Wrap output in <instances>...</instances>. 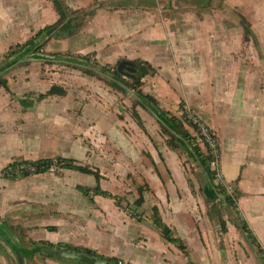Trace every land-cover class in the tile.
<instances>
[{"label":"crops","instance_id":"obj_1","mask_svg":"<svg viewBox=\"0 0 264 264\" xmlns=\"http://www.w3.org/2000/svg\"><path fill=\"white\" fill-rule=\"evenodd\" d=\"M63 1L74 11L73 24L79 26L73 34L65 32L64 36L49 38L48 49L76 56L89 55L103 65L124 61L134 65L143 61L150 65L154 71L142 78L143 92L152 95L161 108L175 111L172 106L178 104L182 111L183 105L216 132L223 181L235 185L236 210L264 249V0ZM59 20L60 14L52 0H0V53L25 43L39 30ZM245 26L250 29L248 35ZM84 80L85 83L94 81L86 77ZM98 108L100 112L107 111L103 105ZM106 113L95 121L98 119L104 127L101 131L113 139L115 161L121 165V171L147 170L148 163L139 158L145 151L156 162L159 153L152 141L154 136L140 133L128 118L118 120ZM90 119L91 112L86 120ZM127 122L129 132L122 125H128ZM160 152L166 160L164 169L168 167L172 177L183 180L176 179L178 185L171 181L167 191L160 176L151 173L154 193L145 194L144 208L151 209L150 202L156 204L164 223L172 230L176 228L172 221L179 223L182 230L174 229V236L188 244L195 255L202 248L196 244L191 230V215L198 209L197 198L201 195L192 192L186 169L175 164L178 151L164 145ZM12 156L15 157L0 143V175ZM139 178H142L140 174ZM8 180L0 176V186ZM103 198L96 199L95 209L101 213L98 225H91L87 220L76 228L81 230L84 240L71 235L73 224L61 209L41 222L30 238L81 245L105 256L123 258L128 264L187 263L185 252L167 241L161 229L148 221L135 223L133 220L128 222L131 228L125 227L121 211L118 217H114L116 213L112 215L110 226L114 227V236L108 238V223L102 213L106 207L100 204ZM181 214L188 226L177 219ZM44 232L50 239L42 237ZM90 234L97 241L86 240ZM12 237L9 230L0 233L1 246L9 245ZM110 240L113 243L109 244ZM19 249L27 256L26 246ZM4 253L0 251V264H10ZM41 255L36 252L35 258ZM45 260L50 264H64L60 263L61 258L48 256ZM196 260L201 264V260Z\"/></svg>","mask_w":264,"mask_h":264},{"label":"rangeland","instance_id":"obj_2","mask_svg":"<svg viewBox=\"0 0 264 264\" xmlns=\"http://www.w3.org/2000/svg\"><path fill=\"white\" fill-rule=\"evenodd\" d=\"M49 41L47 39L44 42L39 54H34L32 51L24 52L22 57H18L8 69L2 66L14 59L5 58L10 49L0 53V143L11 155H15L12 156L10 163L63 157L73 158L81 165L98 169L101 173V187L113 195L112 198L104 197L100 202L106 207L102 213L106 215L108 223V238L113 239L114 227L110 226V223L114 217L119 216L120 211L123 213L124 226L130 228L131 224L128 222L132 220L135 223L145 221L153 223V218L156 216L162 219L156 204L150 202L151 209L144 208L145 194L154 193L151 188V173L160 176L165 186L164 190L172 185L171 181L178 185L176 179L180 182L183 180L179 176L172 177L168 167L164 169L166 160L160 150L164 145L169 146L168 142L171 141L174 147H169L177 150L179 155V157L174 156L175 164L186 169V178L192 192L196 195L199 192L201 195L199 200L197 198L198 209L194 215H191V230H194L196 244L202 250L194 255L189 245L184 242L187 247L184 254L187 257L186 264H198L196 258L201 260V264H264L256 244L246 238L238 227L241 218L236 210L235 185L224 182L231 186V189L221 191V185L217 186L216 182L211 180L202 162L199 154H203L205 150L200 142L185 140L168 125L167 121H164L166 124L159 121L162 118H159L161 116L156 109L143 104L137 96V91H144L142 80L137 79V81L135 77L123 73L118 63L103 65L91 56L90 64L75 62L81 57L52 51L48 49ZM117 70L119 73L116 72ZM85 77L94 81L85 83ZM2 79L7 82V87L2 85ZM53 85L64 87L66 94L39 100V94L46 92ZM105 103L108 105L106 106ZM158 104L160 105L159 102ZM101 105L108 113L98 110ZM176 106H172L175 111L165 107L163 109L169 116L176 117L180 121L179 127L183 130L188 129L192 135H195L193 128L183 117V110L188 111L183 105H181L182 111H179L181 109L178 104ZM134 111L139 112L143 126L137 123L133 116ZM89 112H91V121L86 120ZM105 113L118 120L121 118L126 121L128 118L135 123L133 126L140 133L144 131L154 136L152 141L159 153L156 162L145 151L139 158L143 163H148L147 170L121 171V165L115 161L113 139L101 131L104 127L98 121L99 116ZM122 125L129 132L130 125ZM116 128L120 129L119 126ZM193 148H198L199 151L195 152ZM139 159L137 157L136 163ZM22 166L19 167V172ZM139 174L142 176L141 179ZM0 176L4 177L2 172ZM6 179L9 180L0 186V233L4 234L9 230L13 237L10 238L9 245L3 247L0 243V251L5 252L10 264H50L45 262L48 255L42 254L35 258L36 253L31 251L33 240L30 235L40 227L41 222L51 218L57 209L66 213L68 221L73 224L70 233L79 241L84 240V237L81 235V230L76 229L78 225L86 224L87 220L91 225L99 223L98 217L101 213L95 209L96 199L103 196H94L92 201L77 188L78 186L95 187L97 182L93 174L62 168L55 160L53 166L45 173ZM229 196L234 202L226 200L225 197ZM150 198L153 200L152 197ZM181 200L183 201V198ZM115 213L117 215L113 217ZM183 218L186 217L182 214L177 217L188 226V221ZM172 222L176 226L173 232L177 228L182 230L179 223ZM41 235L50 239V235L46 232ZM85 239L97 241L93 234L87 235ZM111 243L113 240L109 241V244ZM19 246L22 248L26 246L27 256H23ZM72 246L84 248L81 245ZM61 259L60 263L64 264H91L70 258ZM118 259L119 264H128L123 258Z\"/></svg>","mask_w":264,"mask_h":264},{"label":"trees","instance_id":"obj_3","mask_svg":"<svg viewBox=\"0 0 264 264\" xmlns=\"http://www.w3.org/2000/svg\"><path fill=\"white\" fill-rule=\"evenodd\" d=\"M56 9L58 10L59 14H60V20L59 22L52 24V25H48L44 28H42L41 30H39L37 32V34L35 36H33L32 38H30L29 40H27L25 43L23 44H18L15 47H11L9 53H7L5 55L6 60H9L10 58H14L13 61H11L10 63H6L5 65L2 66V68H6L8 69L9 67H12V64L14 62H16V60L22 57V54L24 52H33L34 54H39V51L41 49V47L44 45V42L53 37V36H64V33H69V34H73L74 32L77 31L79 24L77 25L76 23L73 24V21L71 20V15L74 14V11L70 10V8L64 3L63 0H52ZM245 32L246 34H250V29L245 26ZM80 59H77L78 61L75 62H79L82 64H90V56L86 55V56H80ZM120 63L119 62V67H120ZM135 67H136V71L133 73L131 71L128 70H124V69H120L123 73L129 74L133 77H135V80H139L141 81L142 78H144L146 75L152 73L154 71V69L144 63L143 61H139L135 63ZM116 72L119 73V71L117 70ZM88 73H92V71H88ZM137 80V81H138ZM1 83L3 86L7 87V82L5 80H1ZM66 94V89L62 86H58V85H53L51 86V88H49L46 92L40 93L38 96L39 100H43L46 99L50 96H54V95H65ZM137 96L138 98L143 102L144 105H146L147 107H152L154 109H156L159 113L160 116L159 118H162L161 120L159 119L160 122H162L163 124H166L164 121H167L168 125H170L171 127H173V129L176 130V133L179 134L182 138H184L187 141H198L197 137L195 135H192V133H190V131L188 129H182L181 127H179L180 125V121H178V119L176 117L173 116H169L167 112H165V110L163 108L160 107V105L158 104V101L150 94H147L145 92H143L142 90L137 91ZM137 121V123L140 126H143L140 114L138 111H134V115H133ZM164 117V118H163ZM183 117L185 122L191 127L193 128V130L197 131V126L194 123L193 120H191L189 118L188 112H186L185 110H183ZM167 125V126H168ZM170 147H174L173 142L169 141L168 142ZM197 146L201 147L199 144H197ZM193 150L195 152H198V148H193ZM202 157V162L209 174V177L211 178V180L213 182L215 181L214 175L211 171V169L208 166V157L205 154V151L203 154H199ZM58 161L59 166L65 169H72V170H76V171H80L86 174H93L96 178V182L97 185L95 187H83V186H78V190L87 198H89L90 200L93 201L94 196H103V197H108V198H112L113 195L107 191L104 190L101 185H100V179H101V173L98 169L96 168H92L89 165H81L79 164L75 159L73 158H63V157H58L57 159H50V158H45V159H39L33 162H27V161H23V162H12L9 163L4 169H3V176L6 178H11L13 176H29L31 174H40V173H45L47 172L51 166H53L54 162ZM23 164H26V169H21V171L19 172V167L22 166ZM217 186L221 187V191H225V187L220 184L217 183ZM220 184V185H218ZM226 200L228 202H234V199L232 197H225ZM236 204V203H235ZM153 223L156 227H158L159 229H161L162 234L164 236V238L177 245V247L182 250L183 252L186 253L187 251V247L186 245L182 242V240L179 237L174 236L173 230L162 221V219L160 218V216H156V218H153ZM238 227L241 229V231L245 234L246 238L251 239L254 244H256V246L258 247V253L262 259V262L264 263V249H262L258 238L254 235L253 231L250 229L249 224L247 223L246 220L241 219L240 223L238 224ZM50 230H55L54 227L49 228ZM32 247H31V251L33 252H37V253H41L43 255H48L50 257H55V258H68L66 256V254H75L78 256H86L89 258H93L99 261H105L109 264H119V259L116 257H109V256H105L102 254L97 253L95 250L91 249V248H79V247H75L72 246L70 244H64V243H59V244H54L51 242H43V241H33L32 242ZM79 261V260H78Z\"/></svg>","mask_w":264,"mask_h":264},{"label":"built area","instance_id":"obj_4","mask_svg":"<svg viewBox=\"0 0 264 264\" xmlns=\"http://www.w3.org/2000/svg\"><path fill=\"white\" fill-rule=\"evenodd\" d=\"M188 111V110H187ZM189 118L194 121L197 126V131L194 130V134L197 137L200 144L205 150V154L208 157V166L211 169L215 181L222 184L227 191L231 189L224 183L221 171V149L218 136L215 131L204 121L197 118L192 112L188 111ZM22 170L26 169V166L21 167Z\"/></svg>","mask_w":264,"mask_h":264},{"label":"water","instance_id":"obj_5","mask_svg":"<svg viewBox=\"0 0 264 264\" xmlns=\"http://www.w3.org/2000/svg\"><path fill=\"white\" fill-rule=\"evenodd\" d=\"M129 64L130 67H127V70L128 71H131V72H135L136 71V67L134 65V63L132 62H129V61H124L122 63H120V69H123V67L125 65ZM66 256L70 259H74V260H79V261H82V262H88V263H91V264H109L105 261H99V260H96V259H93V258H89V257H86V256H78V255H75V254H66Z\"/></svg>","mask_w":264,"mask_h":264},{"label":"flooded vegetation","instance_id":"obj_6","mask_svg":"<svg viewBox=\"0 0 264 264\" xmlns=\"http://www.w3.org/2000/svg\"><path fill=\"white\" fill-rule=\"evenodd\" d=\"M127 67H130V65H129V64L125 65V66L123 67V69H124V70H127ZM133 73H134V72H133Z\"/></svg>","mask_w":264,"mask_h":264}]
</instances>
